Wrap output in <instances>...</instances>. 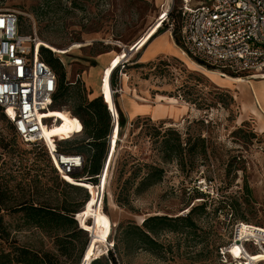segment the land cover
Wrapping results in <instances>:
<instances>
[{
    "label": "rangeland",
    "instance_id": "1",
    "mask_svg": "<svg viewBox=\"0 0 264 264\" xmlns=\"http://www.w3.org/2000/svg\"><path fill=\"white\" fill-rule=\"evenodd\" d=\"M165 1L169 0H0V10L18 13L20 32L35 31L44 42L42 46L65 70L67 93L45 117H57L60 123L66 121L67 128L57 130L55 124L46 128L51 146L53 137L68 138L81 126L71 115L74 94L79 92L89 99L93 83L102 87L108 105L113 109L115 103L124 120V125L112 126L98 184L66 180L82 187L81 190L57 179L58 193L76 203L88 196L74 215L78 225L87 231L84 238L90 239L82 264L93 257H109L110 252L117 264H236L226 252L236 225L246 223L264 228V132L257 128L259 119L250 109L252 106L261 113L250 83L258 87L264 77L241 76L247 82L234 83L227 78L230 75L221 76L219 71L182 54L177 41L180 0H173L168 21L173 27L177 56L160 55L141 65L140 52L136 51L158 29L167 30L166 25L160 28L158 19ZM105 53L111 59L102 68L99 83V78L88 72L97 67L99 55ZM114 70L112 85L110 77ZM215 81H224L226 86H218ZM110 84L116 89L114 103ZM129 102L133 107L137 103L142 110L143 105L151 106L150 115L129 120ZM169 129L180 133L182 147L187 148L183 162L162 158L160 143ZM198 136L205 140V155L188 150ZM81 143L72 141L61 146L72 148ZM10 149L38 169L41 182L54 189L55 173L44 149L21 143L0 113V157L5 159ZM151 164L163 169L162 180L135 193L137 179L146 173L145 165ZM134 173L138 176L135 181L130 179ZM123 187L127 189L126 196L121 194ZM96 192L97 197L101 195L99 203ZM118 196L121 202L117 201ZM203 202L205 210L192 214V226H178L177 232H159L155 238L160 246L155 252L121 241L114 245V239H121L117 229L120 223L134 227L151 215L186 216L192 207ZM5 219L20 245L37 251H56L52 235L22 226L17 215ZM245 249L256 253L252 244Z\"/></svg>",
    "mask_w": 264,
    "mask_h": 264
},
{
    "label": "built area",
    "instance_id": "2",
    "mask_svg": "<svg viewBox=\"0 0 264 264\" xmlns=\"http://www.w3.org/2000/svg\"><path fill=\"white\" fill-rule=\"evenodd\" d=\"M172 3L173 0H169L161 4L158 18L160 28L166 25L171 34L173 27L168 21ZM178 14V42L182 54L219 71L224 77L226 74L264 77V0H180ZM38 39L35 31L32 34L20 32L16 11L0 10V111L22 143L47 148L60 180L68 183L65 176L75 181L85 180L76 176L83 169L84 157L56 148L66 137H53L52 148L46 143L44 129L55 123L54 118L45 116L53 104L57 76L42 59L43 46L37 43ZM111 90L114 103L116 89L111 86ZM107 107L111 126L119 125L115 103L113 109ZM77 121L81 125L80 120ZM80 134L81 126L70 133V137ZM110 135L111 132L108 144ZM103 167L104 162L96 175V184ZM241 225L235 227L232 244L238 242L242 250L252 244L256 253H264V229L240 235Z\"/></svg>",
    "mask_w": 264,
    "mask_h": 264
},
{
    "label": "trees",
    "instance_id": "3",
    "mask_svg": "<svg viewBox=\"0 0 264 264\" xmlns=\"http://www.w3.org/2000/svg\"><path fill=\"white\" fill-rule=\"evenodd\" d=\"M40 55L57 76V88L51 106V109H55L56 102L67 93L69 85L66 81V73L58 59L51 55L49 49L43 46ZM148 63H141V65ZM123 68H126L125 64H123ZM115 70L111 73L110 77L112 85L115 83ZM74 95L75 105L71 111V115L75 116L76 120H80L81 134L58 142L56 148L64 153L81 154L84 157V166L81 173L76 176H85V180L83 181L96 184V175L100 173L103 162L105 164L107 158V138L112 129L111 116L107 107L108 102L105 95L92 100L85 99L79 92ZM0 113L4 117L1 111ZM121 116L118 113L119 126L124 125V120ZM6 121L10 124L12 135L17 137L11 123L7 119ZM162 137L160 143L162 158L165 161L177 159L179 162H183L187 148L182 147L183 143L180 133L174 129H169ZM190 140L191 137L187 140L185 146L188 145ZM72 141H80L82 143L72 148L63 149L61 146L65 143L69 144ZM204 142V138L200 136L195 137L194 143L188 147L189 152L205 155L206 148ZM31 146H38L44 149L48 164L52 172L55 173V176L52 178V180L55 179V186L52 189L47 183H42L38 169L33 167L28 161H24L23 158H18L19 153L14 155L16 150H7L4 155L5 159L0 157V264H79L90 239L84 238L87 231L78 225L74 215L80 211V206H84L88 196L85 195L82 202L78 204L63 195V193H58L57 186L59 183L57 179L59 177L51 163L47 148L44 145ZM145 167H147L146 173L136 181L135 193L152 187L163 178L164 171L161 167L152 164L145 165ZM137 177V174L134 173L130 179L135 181ZM66 179L71 178L68 177ZM127 180L129 181V179ZM60 181L69 187L83 189L62 180ZM123 192L125 196L128 195L125 187L121 188V194ZM117 201L121 202L120 197ZM205 204L206 202H203L198 206L192 207L186 216L168 217L166 215H151L143 219L140 226L134 225V227L128 223H120L117 229L119 230L121 239H114V245H118L121 241L122 243L125 242L128 245L130 244V246H134L136 249L145 248L155 252L160 246L155 238L160 231L169 230L177 232L179 231L178 226H192L194 224L192 214L196 211L204 212ZM14 215H17L18 219L21 220L22 226H32L46 234L52 235L56 251L54 253L37 251L20 245L14 237L11 225L5 219L7 216ZM108 263L117 264L111 252L109 253V257H93L87 264Z\"/></svg>",
    "mask_w": 264,
    "mask_h": 264
},
{
    "label": "crops",
    "instance_id": "4",
    "mask_svg": "<svg viewBox=\"0 0 264 264\" xmlns=\"http://www.w3.org/2000/svg\"><path fill=\"white\" fill-rule=\"evenodd\" d=\"M176 47L177 46H176V44L172 38V34L170 33V31L169 30L160 31L158 29L157 33L145 44V46L136 52H140L139 62L146 63V62L154 60L156 57H158L160 55L177 56L178 52H177ZM110 59L111 58L109 57V53L99 55V57H98L99 63L97 65V67L91 68L90 71L88 72V74H90V72H91V74L94 75L95 79L99 78V83H100L101 70L103 67H105V65L108 64ZM227 78L231 79V81L234 83H245V82H247L244 78H241V77H230V76H228ZM247 78H251V77H247ZM254 78H256V77H254ZM262 79H264V78H262ZM93 84L95 86L93 89L90 90V92L88 94L89 100H92L96 97H99V96H102L105 94V91L102 90V87L99 86V84L98 85L96 83H93ZM215 84L218 86H226L224 81H222V82L215 81ZM250 88H251V92H252L253 97L255 98L257 104L259 105V109H260L261 113L259 114L258 110H256V108H254L252 106H250V109L252 112H254L256 114V116L259 119L258 124H257V128H259L261 130V132H264V107H262V105L259 101V98H258L259 94L264 95V82H262L260 84V86H258V87H255L253 84L250 83ZM143 106H145V108H144L145 111L142 110V108H139L138 110L135 111V108L129 102V105H127V107H126V109H127L126 113H127L128 119L131 120L132 118L137 117V116H141V115H148V114L150 115L149 109H151V106L149 108L147 105H143ZM156 118L159 119L160 117L158 116Z\"/></svg>",
    "mask_w": 264,
    "mask_h": 264
},
{
    "label": "bare ground",
    "instance_id": "5",
    "mask_svg": "<svg viewBox=\"0 0 264 264\" xmlns=\"http://www.w3.org/2000/svg\"><path fill=\"white\" fill-rule=\"evenodd\" d=\"M37 43L41 46L44 42H43V40L41 38H39L37 40ZM158 98L160 99L162 97L158 96ZM259 99L261 100L262 107H264V95L259 94ZM170 101H171L172 104L175 103V100L173 98H170ZM139 107L141 108V106H139L137 103L134 102L135 111L138 110ZM54 119H55V123L54 124L57 125V130H64V129L67 128L66 121H63L62 123H60L58 121L57 117H55ZM44 133H45L46 143L51 148V145L49 144V140H48L49 139V134H48L46 129H44ZM65 178H68V177L65 176ZM95 195H96V200H98V203L101 202V195L99 194V196L97 197V192L95 193ZM246 225L247 224L242 223V225L239 226L240 227V231H239L240 235L249 234V233L253 234L254 230L261 231L262 229H264V228L257 227L255 225H249L250 227H252V228H250V227H247ZM247 251L245 249L242 250L240 245L238 244V242H235V243H233L230 246V248L228 250V253H229V255H232L236 259V261H237L236 264H254V262L258 261V260L264 261V253H248Z\"/></svg>",
    "mask_w": 264,
    "mask_h": 264
},
{
    "label": "water",
    "instance_id": "6",
    "mask_svg": "<svg viewBox=\"0 0 264 264\" xmlns=\"http://www.w3.org/2000/svg\"><path fill=\"white\" fill-rule=\"evenodd\" d=\"M130 51V50H129ZM129 51H127V53H129ZM131 52V51H130ZM83 258H84V253H83V255H82V258H81V261H80V263L79 264H82L83 263Z\"/></svg>",
    "mask_w": 264,
    "mask_h": 264
}]
</instances>
